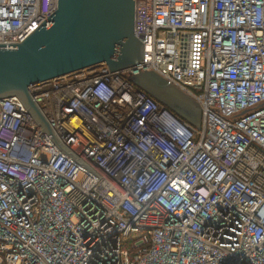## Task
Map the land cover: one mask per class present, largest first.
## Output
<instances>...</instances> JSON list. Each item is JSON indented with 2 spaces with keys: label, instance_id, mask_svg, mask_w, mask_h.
<instances>
[{
  "label": "built area",
  "instance_id": "2783aa9c",
  "mask_svg": "<svg viewBox=\"0 0 264 264\" xmlns=\"http://www.w3.org/2000/svg\"><path fill=\"white\" fill-rule=\"evenodd\" d=\"M58 0H0L14 50ZM144 61L30 88L0 112V264H264V0H136ZM202 108L188 125L129 79Z\"/></svg>",
  "mask_w": 264,
  "mask_h": 264
},
{
  "label": "water",
  "instance_id": "95a60500",
  "mask_svg": "<svg viewBox=\"0 0 264 264\" xmlns=\"http://www.w3.org/2000/svg\"><path fill=\"white\" fill-rule=\"evenodd\" d=\"M135 7L136 0H58L49 25L14 50L0 45V104L17 97L59 150L79 162L61 143L30 88L100 67L111 73L138 67L145 47L135 35ZM129 79L188 125L202 128L201 106L166 79L140 70Z\"/></svg>",
  "mask_w": 264,
  "mask_h": 264
}]
</instances>
